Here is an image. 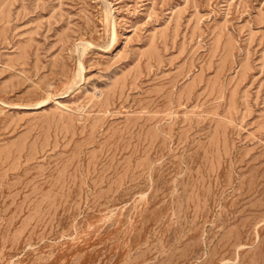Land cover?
<instances>
[{
    "label": "rangeland",
    "instance_id": "obj_1",
    "mask_svg": "<svg viewBox=\"0 0 264 264\" xmlns=\"http://www.w3.org/2000/svg\"><path fill=\"white\" fill-rule=\"evenodd\" d=\"M0 264H264V0H0Z\"/></svg>",
    "mask_w": 264,
    "mask_h": 264
},
{
    "label": "bare ground",
    "instance_id": "obj_2",
    "mask_svg": "<svg viewBox=\"0 0 264 264\" xmlns=\"http://www.w3.org/2000/svg\"><path fill=\"white\" fill-rule=\"evenodd\" d=\"M103 12H104V10H103ZM102 13V12H101ZM102 15V14H101ZM104 17V16H103ZM106 17V16H105ZM105 19V18H104ZM106 20V19H105ZM111 22V21H110ZM112 23V22H111ZM113 26V25H112ZM111 27V26H110ZM112 29V28H111ZM79 67H78V70H77V74H76V79H75V82L76 81H78V79L80 78V76H81V73H82V67H81V65L79 64L78 65ZM72 83V82H71ZM70 83V84H71ZM61 92H63V90L61 91ZM45 94V93H44ZM60 94V93H59ZM62 94V93H61ZM56 96V95H55ZM53 97H54V95H53ZM57 97V96H56ZM59 97V96H58ZM256 226V225H255ZM104 247V246H103ZM237 249V248H236Z\"/></svg>",
    "mask_w": 264,
    "mask_h": 264
}]
</instances>
